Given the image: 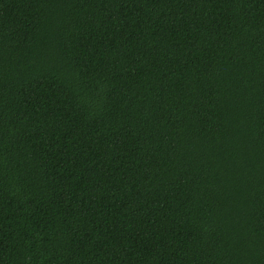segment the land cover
<instances>
[{
	"label": "trees",
	"instance_id": "trees-1",
	"mask_svg": "<svg viewBox=\"0 0 264 264\" xmlns=\"http://www.w3.org/2000/svg\"><path fill=\"white\" fill-rule=\"evenodd\" d=\"M0 264H264V0H0Z\"/></svg>",
	"mask_w": 264,
	"mask_h": 264
}]
</instances>
